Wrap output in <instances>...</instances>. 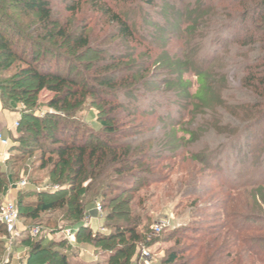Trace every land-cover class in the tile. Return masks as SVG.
I'll list each match as a JSON object with an SVG mask.
<instances>
[{
	"label": "rangeland",
	"instance_id": "1",
	"mask_svg": "<svg viewBox=\"0 0 264 264\" xmlns=\"http://www.w3.org/2000/svg\"><path fill=\"white\" fill-rule=\"evenodd\" d=\"M49 1L53 11L49 28L67 25L73 37L84 33L83 36L91 38V49L72 51L67 44H58L68 51L66 54L71 59L70 63L59 62L62 73L93 68V62L102 58L104 51L118 49L123 55H134L131 69L128 63L122 65L126 75L137 74V96L123 98L122 102L131 111H124L118 122L122 130H130L128 140L136 149L151 153V158L140 165L150 166V174L159 183L143 190L142 207H133L136 213L148 215L152 224L148 230L151 234L147 232L145 239L137 242L132 261L139 259L140 264H144L142 251L149 250L153 264H162L168 250L173 248L188 250L182 258H190L197 252L194 248L208 240L212 232L214 237L221 241L226 238L228 243L230 238L238 236L254 240L264 237L261 231L264 223L256 219L264 214L260 208L264 204V48L260 47L264 46V34L259 40L261 44L249 45L251 49H248L237 43L246 35V22L234 21L230 30L215 31L223 19L229 18L224 9L231 0H154L152 4L140 0H106L134 12V41L127 43L113 38L116 31L93 9V0ZM13 2L0 0L2 17L17 21L21 30L37 42L54 45L42 37L46 27L40 24L38 14L21 12ZM202 2L210 6L211 13L203 17L204 24L194 27L193 31L187 29L197 20L195 14H190L189 6L200 7ZM70 6L75 9L69 10ZM256 20L257 16H250L248 22L252 24ZM25 42L21 40L27 54L44 55L42 47ZM14 72L3 71L0 79L11 78ZM203 73L211 89L206 101L197 98L198 91L202 90L199 74ZM249 76H254L251 83L246 80ZM53 96L54 92L43 90L33 108L17 102L13 109H4L0 95L3 109L19 116L4 134L10 141L9 156L5 164L0 159V168L16 176L15 181L9 180L0 208L7 197L18 203L21 195L32 191L37 194L59 189L50 178L49 166L40 168L41 162L37 160L40 153L29 149L31 133H22L14 127L15 121L22 122L24 112H33L40 118L60 113L47 105ZM92 103L88 97L75 111L72 118L75 123H69L70 127L97 128L98 108ZM98 106L103 112L110 110L109 106ZM26 123L34 121L26 119L24 125ZM22 136L27 139L20 141ZM76 136L81 137V133ZM40 141L45 139L42 137ZM23 179L28 182L25 189L11 190L12 183ZM109 180L115 188L108 191L109 196H131L122 193L130 186L128 183L115 175ZM96 197L84 226L94 233H108L104 219L110 209L102 208V213L98 214L95 209L97 203L103 204V191ZM33 200L36 197L25 198L23 205ZM20 210L26 214L28 208L23 206ZM65 222L64 214L55 211L42 213L36 220L20 218L17 232L0 226V264H25L32 245L37 242L52 250L63 244L58 246L59 250L67 252L71 264H107L111 251L78 239L72 244L61 229ZM160 223L162 231L155 232V226ZM35 226L42 228L38 236L30 232ZM248 246L257 247L251 240ZM17 255H21V259ZM250 257L254 262L258 259L252 254ZM42 258V263L49 260L46 256Z\"/></svg>",
	"mask_w": 264,
	"mask_h": 264
},
{
	"label": "trees",
	"instance_id": "2",
	"mask_svg": "<svg viewBox=\"0 0 264 264\" xmlns=\"http://www.w3.org/2000/svg\"><path fill=\"white\" fill-rule=\"evenodd\" d=\"M140 1L147 4L154 2V0ZM92 3L93 9L102 18H106L112 29L116 31L113 38H120L127 43L134 41L135 15L132 9L114 5L106 0H93ZM13 4L21 12L38 14L40 24L46 27V34H41L42 37L51 40L54 45L37 42L21 30L17 21L3 18L0 12V76L3 71L15 70L11 78L0 79V95L4 109H13L17 102H24L33 108L38 102L37 96L40 92L48 90L55 93L48 102V107L60 112L48 114L43 118L37 117L33 112L22 114V122H19L18 129L22 133H31L29 149L40 153L37 158L41 162L40 168L45 169L49 166L50 178L59 189L37 194H33L32 191L21 195L17 203L20 218L36 220L42 213L61 211L66 221L61 229L75 227L78 241L82 240L83 243L110 250L107 264H140L139 259L138 262L132 261L135 247L139 240L147 236V232L148 235L151 234L149 227L152 221L148 215L136 213L133 207L143 206L145 200L143 190L159 183V180L150 174L152 170L150 166L140 165L151 158V153L143 152L142 148L140 151L136 149L133 142L128 140L130 130H122L118 122L121 114L126 110L131 111V108L129 110V107L122 102L123 98L137 96V74L126 75L127 72L122 65L128 63L131 69V59L134 55H123L118 49L104 51L102 58L93 62V68L87 67L85 70L78 68L77 72L68 70L62 73L59 62L71 61L66 54L68 51L65 52L62 47L67 44L68 49L72 51L91 49L89 42L91 38L83 36L84 33L73 37V32H68L67 25L49 28L53 15L49 0H14ZM204 5L205 3L202 2L200 7L189 6L190 14H195L197 20L195 19L187 29L193 31L194 27L204 24L203 17L208 15V12L211 13L210 6ZM70 7L71 11L75 9L73 6ZM224 10L229 13V18L223 19L219 24L221 26L215 31L230 30L234 21L246 22L244 24L247 28L246 35L237 43L247 48L249 45L253 47L262 43L259 40L264 34V0H231ZM250 16L252 18L257 16V20L252 24L248 22ZM23 39L28 44L42 47L45 51L44 55L38 57L33 52L27 54L24 44H21ZM260 47L264 48L262 45ZM84 57L85 55L82 56ZM126 59H129L128 62ZM54 62L56 67H53ZM199 75L202 90L198 91L197 98L206 101L211 89L204 73ZM253 77L249 76L246 80L251 83ZM24 95L27 97L24 98ZM88 97H91L94 102L92 104L98 108L97 128L88 129L85 126L81 128L80 125L73 129L69 125L75 123L72 119L75 117L74 113ZM97 100L99 103H96ZM98 104L106 108L109 106L110 110L103 112ZM26 119L34 123L24 125ZM80 133L81 137L77 138L76 135ZM41 135L45 139L43 142L40 141ZM20 139L25 141L27 138L22 136ZM7 173L8 171L0 168V200L10 184L9 180L15 181L16 175ZM114 175L131 186H126L128 189L122 191L131 196L127 198H123L120 194L109 196L111 193L108 191L115 189L109 184L112 183L109 178ZM262 185L264 186V182ZM99 191H103L102 208L110 209L104 219L108 233H94L84 226V219ZM30 197H36V200L23 205L24 199ZM263 205H260V208L264 211ZM23 206L28 208L26 214L20 210ZM256 219L264 223V214ZM0 226L5 227L2 224ZM261 231H264V227ZM157 237L160 235L153 239L156 240ZM207 237L208 240H203L200 246L194 248L197 250L195 255L185 259L182 257L188 250L173 248L168 250L162 264H264V237L254 240L248 239L247 236H238L230 238L229 243L226 238L221 241L217 236L214 237V232ZM248 240L255 242L257 247H249ZM258 243L261 244L258 246ZM61 245L63 244L58 246ZM58 246L52 250L51 247L45 248L38 242L33 244L25 264H71L67 252L60 251ZM43 254L49 259L46 263L40 262L44 257ZM251 254L258 258L256 262L251 259Z\"/></svg>",
	"mask_w": 264,
	"mask_h": 264
},
{
	"label": "built area",
	"instance_id": "3",
	"mask_svg": "<svg viewBox=\"0 0 264 264\" xmlns=\"http://www.w3.org/2000/svg\"><path fill=\"white\" fill-rule=\"evenodd\" d=\"M19 126V120L15 121L14 127L17 128ZM0 145L3 147L0 150V159L5 164L6 160L9 156V147L10 141L9 138L4 135V133L0 130ZM28 186V182L26 179H23L19 183L11 184V190L13 189H25ZM98 214L102 213V204L97 203L96 209ZM20 222V214L16 201L11 198L6 199L3 203V206L0 208V224L4 225L7 230L10 232H17V228ZM155 232L162 231V224H157L155 226ZM77 228L68 227L62 229V232L65 234V237L73 244L77 242L76 237ZM33 236H38L42 233V228L40 226H35L30 230ZM86 252V251H85ZM88 252V251H87ZM18 259H21V255H17ZM142 259L144 260V264H153L154 260L152 259V255L149 250L142 251Z\"/></svg>",
	"mask_w": 264,
	"mask_h": 264
},
{
	"label": "crops",
	"instance_id": "4",
	"mask_svg": "<svg viewBox=\"0 0 264 264\" xmlns=\"http://www.w3.org/2000/svg\"><path fill=\"white\" fill-rule=\"evenodd\" d=\"M18 117L19 116L16 112L4 110L0 101V130H3L4 134L9 132V130L13 126L14 120L18 119ZM7 128L8 131L6 130ZM5 193L6 191L4 192V195ZM6 199H8V197ZM94 215L98 216L97 213H95ZM91 218H93V216H91ZM14 262L18 263L16 260H14Z\"/></svg>",
	"mask_w": 264,
	"mask_h": 264
}]
</instances>
